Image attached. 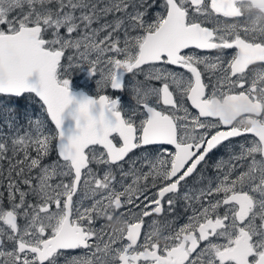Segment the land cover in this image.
Returning a JSON list of instances; mask_svg holds the SVG:
<instances>
[{
  "label": "snow or ice",
  "instance_id": "obj_1",
  "mask_svg": "<svg viewBox=\"0 0 264 264\" xmlns=\"http://www.w3.org/2000/svg\"><path fill=\"white\" fill-rule=\"evenodd\" d=\"M232 8L0 0V97L42 109L24 126L6 108L0 264H264V52L246 48ZM81 66L100 90L130 77L136 107L76 100Z\"/></svg>",
  "mask_w": 264,
  "mask_h": 264
},
{
  "label": "rangeland",
  "instance_id": "obj_2",
  "mask_svg": "<svg viewBox=\"0 0 264 264\" xmlns=\"http://www.w3.org/2000/svg\"><path fill=\"white\" fill-rule=\"evenodd\" d=\"M262 13L263 12L259 11L258 13L255 14L258 21L260 19L264 21V15H263L264 13L263 14ZM231 23H232V25L238 24V22H231ZM261 28H264V27L262 26ZM177 71H179V70L177 69ZM69 79H70V87H72L74 89L83 88L86 91H88L89 93L96 95V96L98 94H107L109 96H112L113 98L119 97L121 106L124 109L136 107L135 94L132 91V86H133L134 82L131 80L130 77H125L126 87L123 91L113 90L110 87L105 88L103 90L98 89L96 81L99 79V77L98 76L95 77V76L90 75L86 66H81L80 68H74ZM137 79L142 81L143 76H140ZM154 83H156V82H154ZM157 86H158V84H157ZM7 107H9V106L7 105L5 99H0V131H2L4 133L10 132L9 123L6 122V108ZM41 112H42V110L36 111L34 114L30 113L28 117L38 118V117H40ZM12 115H14L16 117V119L14 121H11V116H8L7 119L10 120L14 124L26 126L27 118L18 117L17 115H15V113H13ZM45 119H46V117H45ZM49 127H51L50 123H49ZM21 131H23V128H21ZM233 143H238V141H233ZM221 152L227 155V149L226 148L222 147ZM218 157H220V154L217 155L216 161H217ZM55 159H57V158H54V159L46 161V162L51 163ZM214 163H212V164H214ZM211 165L207 169L208 175H212V174H210V172L212 171Z\"/></svg>",
  "mask_w": 264,
  "mask_h": 264
},
{
  "label": "flooded vegetation",
  "instance_id": "obj_3",
  "mask_svg": "<svg viewBox=\"0 0 264 264\" xmlns=\"http://www.w3.org/2000/svg\"><path fill=\"white\" fill-rule=\"evenodd\" d=\"M254 0H233V8L229 15L236 17L237 19L232 22H238L237 25H234V30L239 31L246 40L252 41V43L246 45V48L255 56L258 51L264 52V49L260 48V44L257 42L261 39H264V21L256 18L255 14L263 12L259 7L253 3ZM238 3V6L236 4ZM264 13V12H263ZM262 13V14H263ZM264 15V14H263ZM222 21L224 18H221ZM212 55V53H209ZM179 70V69H178ZM224 156L227 158V155L221 152V148L209 161V166L216 162L217 155ZM212 174V171L210 172ZM182 222V221H180Z\"/></svg>",
  "mask_w": 264,
  "mask_h": 264
},
{
  "label": "water",
  "instance_id": "obj_4",
  "mask_svg": "<svg viewBox=\"0 0 264 264\" xmlns=\"http://www.w3.org/2000/svg\"><path fill=\"white\" fill-rule=\"evenodd\" d=\"M261 1V2H259ZM253 3H255L258 7H260L264 11V0H254ZM259 58V57H257ZM38 79V75L34 74L33 77L30 78L31 81H36ZM70 92L71 94L75 97L76 100L81 99L84 96L95 98V95H92L88 93L85 89L83 88H77L74 89L70 87ZM106 95V94H105ZM76 107L75 101L72 105L69 106L68 109H66L65 114H64V124H63V130L65 132V136L70 135L72 132H74L75 129V122L72 119L70 113L72 110Z\"/></svg>",
  "mask_w": 264,
  "mask_h": 264
},
{
  "label": "trees",
  "instance_id": "obj_5",
  "mask_svg": "<svg viewBox=\"0 0 264 264\" xmlns=\"http://www.w3.org/2000/svg\"><path fill=\"white\" fill-rule=\"evenodd\" d=\"M0 99H5L7 105L15 109V115L18 117L27 118L30 113H35L36 111L42 110L38 98H33L32 94H26L25 98L13 100L9 104L7 98L0 97ZM51 125V124H50ZM51 127H53L51 125ZM58 158L56 152L54 151L47 161Z\"/></svg>",
  "mask_w": 264,
  "mask_h": 264
}]
</instances>
